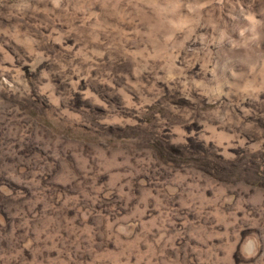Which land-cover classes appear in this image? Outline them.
I'll return each instance as SVG.
<instances>
[{"label": "rangeland", "instance_id": "obj_1", "mask_svg": "<svg viewBox=\"0 0 264 264\" xmlns=\"http://www.w3.org/2000/svg\"><path fill=\"white\" fill-rule=\"evenodd\" d=\"M0 264H264V0H0Z\"/></svg>", "mask_w": 264, "mask_h": 264}]
</instances>
